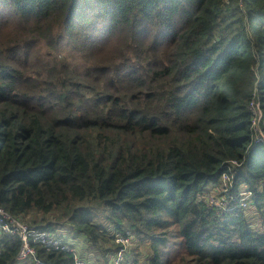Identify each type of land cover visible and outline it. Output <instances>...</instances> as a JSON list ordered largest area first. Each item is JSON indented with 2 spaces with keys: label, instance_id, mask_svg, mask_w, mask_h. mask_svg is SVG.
<instances>
[{
  "label": "trees",
  "instance_id": "1",
  "mask_svg": "<svg viewBox=\"0 0 264 264\" xmlns=\"http://www.w3.org/2000/svg\"><path fill=\"white\" fill-rule=\"evenodd\" d=\"M252 103L264 118V0H0V208L52 232L36 216L57 213L104 264L130 233L152 256L122 264H264ZM21 249L2 236L0 264Z\"/></svg>",
  "mask_w": 264,
  "mask_h": 264
},
{
  "label": "built area",
  "instance_id": "2",
  "mask_svg": "<svg viewBox=\"0 0 264 264\" xmlns=\"http://www.w3.org/2000/svg\"><path fill=\"white\" fill-rule=\"evenodd\" d=\"M250 110L253 115L252 127L257 133L255 138V145L264 144V134L261 131V123L264 125V118L260 110V106L256 103L250 105ZM234 166H240L237 163L232 162ZM243 192H248V189L243 188ZM244 194V193H243ZM243 194L241 196H243ZM251 194L247 193L242 197L241 207H248L249 205L244 204L248 198H252ZM210 204L218 207L219 204L216 201L210 200ZM228 211H231L228 209ZM246 214L251 217L252 211L250 207L247 209ZM2 236L10 237L12 239H18L22 243V249L16 258V264H44L43 262L36 259V252L31 247V244H37L43 246L49 251H59L68 256H72L76 264H97L94 258L88 257L87 259H80L76 255V249L79 247L78 244L71 241L70 239L64 240L63 237L58 236L56 232L46 230L45 228H34L26 225L22 220H19L12 215L8 214L4 209L0 208V238ZM117 244H121L122 249L117 253L115 261L113 260L110 264H122L128 257L130 250L131 241L124 240L120 236H116ZM76 247V249H75Z\"/></svg>",
  "mask_w": 264,
  "mask_h": 264
},
{
  "label": "rangeland",
  "instance_id": "3",
  "mask_svg": "<svg viewBox=\"0 0 264 264\" xmlns=\"http://www.w3.org/2000/svg\"><path fill=\"white\" fill-rule=\"evenodd\" d=\"M68 50H70L68 47L61 48L59 51H55V55L58 56L59 58H63V57H65L67 55V51ZM47 51H48V48H45L43 50V53H47ZM71 61L80 62L81 58H79L77 56H71ZM219 188L220 187H218V188L209 187V189L207 190V191H210V193L208 195L209 201L211 200V198H213L215 192L216 193H220ZM95 212H92L91 218L97 224H100V225L102 224L103 225V222L105 220L103 218V215H102L101 211L98 214H95ZM255 215H253V216H251L249 218H252L251 221H252V223L254 225H257V227H262L261 220L258 218L257 214H255ZM104 216L106 217V214ZM36 218L45 219L46 222H49V221L52 222L54 225H56L55 228L58 229V230H56V233H57L58 236L63 237L64 240L70 239L71 241L75 242L76 244H78L80 246V248L83 251L86 252L85 256L87 258L90 257V256H94L96 258V259H94V261L97 262V264H101L100 262L103 261L102 260V256L99 255L97 252L92 251L89 246L85 245L82 238H79V237L75 238V237L72 236L71 230H70V227H69V223H68V221L66 219H61V221H60L59 220V215L57 213L49 215V216L38 215V216H36ZM29 221H30V219H29ZM57 224H59L60 226H58ZM255 229L257 230V228H255ZM117 236H119V234H117ZM128 239L131 241V244H129V245H130L131 249L134 250L135 253H139L140 251H146L147 250V254L149 255V257L152 256V251L150 249V242H147L146 240L142 239V237L137 236V234L133 235L131 233L129 234V238ZM86 247H88V249ZM176 249L177 248L175 246H170V250L168 251V253H172ZM181 257L182 256H181V254L179 252L178 255L176 256V258L173 259L171 264H182ZM99 260H102V261L98 262ZM142 260H143V262H145L146 258L144 256H142ZM102 264H104V263L102 262Z\"/></svg>",
  "mask_w": 264,
  "mask_h": 264
}]
</instances>
